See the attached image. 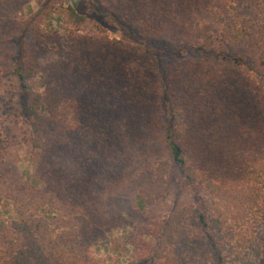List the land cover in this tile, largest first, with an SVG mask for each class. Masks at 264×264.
<instances>
[{
	"label": "trees",
	"instance_id": "16d2710c",
	"mask_svg": "<svg viewBox=\"0 0 264 264\" xmlns=\"http://www.w3.org/2000/svg\"><path fill=\"white\" fill-rule=\"evenodd\" d=\"M27 2L0 0V67L19 84L44 188L20 186L18 244L0 264H103L90 249L123 220L133 173L161 189L172 166L196 205L139 222L128 264H264V0H40L16 18ZM56 10L64 34L44 33ZM166 41L188 60L163 62ZM133 198L142 221L145 191ZM44 205L60 215L52 236Z\"/></svg>",
	"mask_w": 264,
	"mask_h": 264
},
{
	"label": "rangeland",
	"instance_id": "374dc122",
	"mask_svg": "<svg viewBox=\"0 0 264 264\" xmlns=\"http://www.w3.org/2000/svg\"><path fill=\"white\" fill-rule=\"evenodd\" d=\"M27 1L17 10L16 18H24L30 12L37 10L40 0ZM63 3L64 6L72 5V0H63ZM3 18L0 14V19L3 20ZM99 22L107 28L109 37L133 43L130 39L115 32L103 20H99ZM95 23L94 16L88 13L87 22L81 33H94ZM42 31L49 34H64L59 10H56L55 14L43 22ZM160 47L165 56V58H162L163 62L180 57V59L188 60V57H190L187 50H184L178 57L175 53L176 49L182 46H177L170 41L160 43ZM182 49H187V47L185 46ZM55 58V56L49 54L42 62L47 63L46 61L50 62ZM31 88L42 91L43 86L40 76L31 83ZM24 120L19 84L13 75L3 74L0 67V255L3 257L12 255L18 244L17 237L11 229V224L19 218V208L15 203V198H19L20 186L25 187L26 193L29 196L31 195L30 197H33L34 192H40L44 188L42 181L35 176L31 160L26 156L24 138L26 137L27 127ZM180 182V173L174 166L171 167L168 173L166 186L161 189L151 185L146 170L135 171L132 179L124 186L126 187L123 189L125 192L121 193L125 201V206L122 207L125 210L123 220L113 226L103 240H99L91 246L90 252L94 258L104 261L103 264H128L133 262L136 259L135 251H138V248L133 244L131 235L134 227L139 225V222L144 225L150 224L151 217L159 219L175 203L196 205L194 199L182 193ZM144 191L147 215L144 216L142 221H138L132 212L134 204V198L132 199V197L136 193H144ZM25 201H29V197H26ZM118 201L120 202V199H117ZM41 209L37 214L41 217L44 215L45 220L50 225L46 228V236H52L62 231V229H57V225L61 224L59 223L60 215L58 212L52 211L49 215H45L49 207L44 205ZM31 211L36 213V208ZM144 240L147 241L148 238L145 237Z\"/></svg>",
	"mask_w": 264,
	"mask_h": 264
}]
</instances>
